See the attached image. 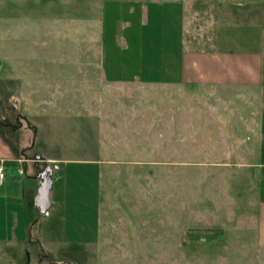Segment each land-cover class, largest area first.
I'll use <instances>...</instances> for the list:
<instances>
[{
    "label": "rangeland",
    "instance_id": "374dc122",
    "mask_svg": "<svg viewBox=\"0 0 264 264\" xmlns=\"http://www.w3.org/2000/svg\"><path fill=\"white\" fill-rule=\"evenodd\" d=\"M128 1L0 0L3 133L27 162L87 161L71 173L40 160L51 206L28 207L31 235L0 243V264H264L257 104L231 87L112 79L146 77V55L125 61ZM31 163L17 180L36 191Z\"/></svg>",
    "mask_w": 264,
    "mask_h": 264
},
{
    "label": "crops",
    "instance_id": "0c3cea01",
    "mask_svg": "<svg viewBox=\"0 0 264 264\" xmlns=\"http://www.w3.org/2000/svg\"><path fill=\"white\" fill-rule=\"evenodd\" d=\"M125 10L126 16L137 15L138 22L134 27L131 19L126 20L131 42L127 40L125 61L132 62L137 55L138 62L140 54L146 55L143 64L146 77L137 80V74H132L112 79L244 91V95L234 97L246 99L252 107L257 104V108L249 109L248 115L252 117L249 127L258 147L264 149V0H132L127 2ZM39 107L46 108L44 104ZM239 112L242 113L240 109ZM40 155L44 159L34 157L32 163L21 159L0 133V161L5 170L0 182V243L22 241L32 232L33 222L27 210L36 191L17 180L24 173L21 164L31 163L30 174L39 180L40 160L51 165L63 163L68 167L69 164V169L73 168L71 164L84 161ZM96 161L90 159L88 163ZM9 164L17 165V171L10 170ZM251 164L258 168L263 182L255 223L257 244L264 249V160ZM65 169L63 166L67 176Z\"/></svg>",
    "mask_w": 264,
    "mask_h": 264
},
{
    "label": "water",
    "instance_id": "95a60500",
    "mask_svg": "<svg viewBox=\"0 0 264 264\" xmlns=\"http://www.w3.org/2000/svg\"><path fill=\"white\" fill-rule=\"evenodd\" d=\"M36 159H41L42 156L40 154L35 155ZM52 188V167L50 165H46V167L42 170L36 193L33 197V204L36 206L39 211L45 214L49 207L51 206V201L49 198V193Z\"/></svg>",
    "mask_w": 264,
    "mask_h": 264
},
{
    "label": "trees",
    "instance_id": "16d2710c",
    "mask_svg": "<svg viewBox=\"0 0 264 264\" xmlns=\"http://www.w3.org/2000/svg\"><path fill=\"white\" fill-rule=\"evenodd\" d=\"M0 133L1 135L4 137V139L8 142V144L11 146V148L14 150L16 156H19L21 155V152H20V149L13 143V141L6 136V134L3 133V130L1 129V126H0ZM37 154V153H36ZM35 154V155H36ZM201 230H198L197 232H200ZM206 231V232H205ZM203 234H205V236H208V237H213V236H217L219 235V229H213L212 230V233H207V230H205Z\"/></svg>",
    "mask_w": 264,
    "mask_h": 264
},
{
    "label": "built area",
    "instance_id": "2783aa9c",
    "mask_svg": "<svg viewBox=\"0 0 264 264\" xmlns=\"http://www.w3.org/2000/svg\"><path fill=\"white\" fill-rule=\"evenodd\" d=\"M18 172H22V169H18ZM5 175V170H4V164L3 161H0V182L2 181V179L4 178ZM47 213V212H46ZM45 213V214H46Z\"/></svg>",
    "mask_w": 264,
    "mask_h": 264
}]
</instances>
